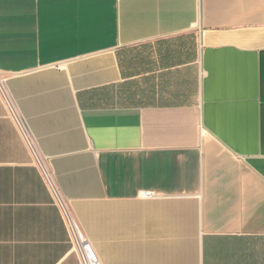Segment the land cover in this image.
Wrapping results in <instances>:
<instances>
[{
	"label": "crops",
	"instance_id": "crops-1",
	"mask_svg": "<svg viewBox=\"0 0 264 264\" xmlns=\"http://www.w3.org/2000/svg\"><path fill=\"white\" fill-rule=\"evenodd\" d=\"M0 78V264H264V0H0Z\"/></svg>",
	"mask_w": 264,
	"mask_h": 264
},
{
	"label": "built area",
	"instance_id": "built-area-1",
	"mask_svg": "<svg viewBox=\"0 0 264 264\" xmlns=\"http://www.w3.org/2000/svg\"><path fill=\"white\" fill-rule=\"evenodd\" d=\"M0 89L9 105V108L17 114L16 120L19 122L22 132L27 139V141L32 146L35 153H38L37 143L29 129V126L26 124L25 120L20 116L17 107L15 106L12 97L10 93L8 92V89L5 85V82L3 79L0 78ZM44 174L46 177V180L52 186L56 194L58 195V198L60 202H62V197L59 194V189L56 185L54 173L50 171L49 169L44 167ZM145 197H153L155 196V192L153 191H145L143 193ZM64 210L68 216V220L72 226V230L76 236L77 239V249L80 254L81 260L83 264H103L101 261L100 256L98 253L94 250L92 247V244L88 241L87 237L85 236L84 232L81 230L79 224L75 221V219L71 216L70 212L66 207H64Z\"/></svg>",
	"mask_w": 264,
	"mask_h": 264
},
{
	"label": "rangeland",
	"instance_id": "rangeland-1",
	"mask_svg": "<svg viewBox=\"0 0 264 264\" xmlns=\"http://www.w3.org/2000/svg\"><path fill=\"white\" fill-rule=\"evenodd\" d=\"M64 212H65V210H64ZM66 216H67V214H66ZM67 219H68V216H67ZM68 224H69V228H70L72 246L78 252L77 245H76L77 244V239H76V236H75V234H74V232L72 230V226H71L69 220H68Z\"/></svg>",
	"mask_w": 264,
	"mask_h": 264
}]
</instances>
